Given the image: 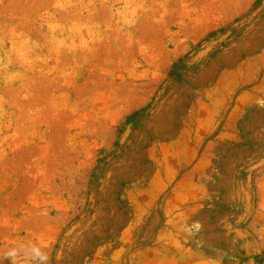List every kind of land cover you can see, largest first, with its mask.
Returning <instances> with one entry per match:
<instances>
[{
    "label": "rangeland",
    "instance_id": "1",
    "mask_svg": "<svg viewBox=\"0 0 264 264\" xmlns=\"http://www.w3.org/2000/svg\"><path fill=\"white\" fill-rule=\"evenodd\" d=\"M262 96L264 0H0V254L264 264Z\"/></svg>",
    "mask_w": 264,
    "mask_h": 264
},
{
    "label": "clouds",
    "instance_id": "2",
    "mask_svg": "<svg viewBox=\"0 0 264 264\" xmlns=\"http://www.w3.org/2000/svg\"><path fill=\"white\" fill-rule=\"evenodd\" d=\"M255 107L264 110V96L256 100ZM201 227L199 221H193L192 224L186 226L185 231L189 235H194ZM52 259L50 251L45 246L32 242L9 247L0 254V264H5V261L8 264H52Z\"/></svg>",
    "mask_w": 264,
    "mask_h": 264
},
{
    "label": "trees",
    "instance_id": "3",
    "mask_svg": "<svg viewBox=\"0 0 264 264\" xmlns=\"http://www.w3.org/2000/svg\"><path fill=\"white\" fill-rule=\"evenodd\" d=\"M183 66L182 65H180V67H174L173 68V71L171 72V74L172 75H174V76H179V70H180V68H182ZM136 116V113L135 114H133V115H131L130 117H128V118H126V120H125V123H130L132 120H134V117ZM256 259L255 260H258V262L257 263H259V257H255Z\"/></svg>",
    "mask_w": 264,
    "mask_h": 264
}]
</instances>
